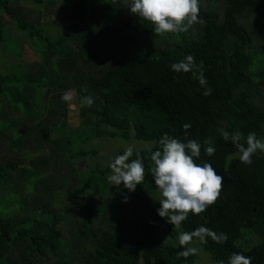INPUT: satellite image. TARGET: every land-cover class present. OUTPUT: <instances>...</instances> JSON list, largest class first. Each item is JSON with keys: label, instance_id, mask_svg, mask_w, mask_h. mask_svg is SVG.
<instances>
[{"label": "trees", "instance_id": "1", "mask_svg": "<svg viewBox=\"0 0 264 264\" xmlns=\"http://www.w3.org/2000/svg\"><path fill=\"white\" fill-rule=\"evenodd\" d=\"M222 1V16L206 10L199 0L198 15L204 23H195L183 33L156 34L150 22L130 13L127 0H61L62 21L69 32L53 38L47 28L20 17L12 8L13 0H0V46L8 47L3 19L8 16L34 43L31 47L42 67L38 80L30 78L28 68L0 75V99L22 114L20 123L5 129L0 103V137L14 153L27 158L26 144L40 145L47 138L49 147L32 160H44L41 168L19 167L18 187L33 196L28 205L33 211H27L25 218L9 212L24 209L20 190L10 193L11 208L0 198V264H195V253L178 255L184 246L177 237L200 225L227 235L222 242L211 237L206 242L193 240L215 264L221 260L227 264L233 252L251 256L252 264H264V152L257 151L250 164L242 163L237 149L220 131L239 129L245 136L255 132L264 137V51L256 52L264 49V0ZM133 28L156 44L134 49L116 42L114 48L108 43L103 50L95 46L97 31L122 39ZM18 50L15 54L21 57L23 46ZM187 54L202 66L211 95L202 94L204 89L192 72L170 69ZM68 89L77 92L79 101L81 127L74 132L65 124L49 125L44 117L48 116L45 110L65 114V102H52L49 109L47 100L52 93L53 100L61 99ZM88 94L94 97L93 105L81 106ZM185 123L191 128L185 130ZM102 126L111 129L107 135L113 138L128 140L134 130L138 140L155 143L150 151L133 152L130 157L135 159L139 153L145 165V180L134 192L121 184L118 194L111 195L109 166L79 168L80 161L98 154L84 148L87 137L79 149L80 137L51 138L62 130L85 135ZM164 133L200 142L198 162H210L224 177L213 205L200 214L189 213L180 231L165 230L171 241L158 234L164 218L157 215V190L149 172L150 154L160 147L157 141ZM206 139L216 149L212 156L204 151ZM16 168L0 164V195ZM253 236L256 244H242L245 237Z\"/></svg>", "mask_w": 264, "mask_h": 264}, {"label": "clouds", "instance_id": "2", "mask_svg": "<svg viewBox=\"0 0 264 264\" xmlns=\"http://www.w3.org/2000/svg\"><path fill=\"white\" fill-rule=\"evenodd\" d=\"M131 14L139 16L150 22L156 34L187 32L195 23H204L199 18V0H130L127 8ZM170 69L175 73L192 72L198 80L203 95L209 96L213 89L208 86L207 77L202 66L198 65L192 54H187L183 59L173 62ZM72 89L66 90L61 99L65 102L73 100ZM81 106H92L94 97L85 95L80 101ZM185 130L191 128L190 123L182 126ZM221 136L225 141H230L237 149L242 163L250 164L252 156L264 152V137H258L255 132L246 136L239 129L229 132L221 129ZM159 148L150 154L153 167L149 169L155 188L159 193L157 215L164 218L165 222L180 228L182 222L188 219L189 213L200 214L207 207L213 205L219 198L223 187L224 177L214 166L208 162H198L201 155V144L195 139L180 140L177 137L164 133L157 141ZM208 146L204 149L208 156L215 154V147L211 140L204 141ZM134 148L127 147L121 154L114 156L109 163L111 173L107 180L115 186L123 184L129 192H134L137 185L145 180L144 161L136 154ZM127 202V198H125ZM211 237L217 242L227 239L226 234H217L212 229L200 225L192 231H181L177 237L183 250L178 255L188 257L197 251L188 246L189 242L198 238L206 242ZM219 264H225L221 260ZM227 264H252V257L240 252H233Z\"/></svg>", "mask_w": 264, "mask_h": 264}, {"label": "rangeland", "instance_id": "3", "mask_svg": "<svg viewBox=\"0 0 264 264\" xmlns=\"http://www.w3.org/2000/svg\"><path fill=\"white\" fill-rule=\"evenodd\" d=\"M61 0H44L45 4L43 6H40L36 3L35 0H13L12 2V8L13 10L22 17L27 23L29 24H38L42 27L47 28L48 34L53 37L57 38L60 36L61 33L64 31H68L67 27L64 26L62 21V11L59 6V2ZM130 0H127V4L129 5ZM203 7L206 10H213L222 16L223 14V1L222 0H202ZM4 21L6 22V28H7V36H8V47L0 46V75H6L11 72H19V71H25L26 68H28L29 76L33 80H38V76L42 72V67L40 64L39 57L35 54L34 50L31 46L34 45L32 41H28L25 39L23 34L20 32V30L17 28V26L11 22L10 17L4 16ZM152 38H149L145 32L141 31L139 28H133L126 33H124V38L118 39L114 36V34H106L103 31H97L94 35L95 40V46L97 45L100 50H103L105 45L108 43V47L114 48L113 45L114 42L123 44L124 47L129 49H134L135 47H140L142 45H148V44H156L151 40ZM23 46V54L21 57L17 56L15 53H17L18 48H22ZM264 51L263 48L259 49L256 52ZM22 66V67H21ZM261 89L264 90V82L261 84ZM34 94V91L31 92V95ZM54 94H50L47 102V106L49 107L50 103L57 102L58 105L64 103L60 98H56L55 100L52 99ZM1 106L3 108V111L5 113L4 118L2 120L3 128L7 129L10 124L17 125L20 123L22 119L21 112L17 110H11L10 107L5 103L3 99H0ZM67 106V111L64 115H58L57 112H51L45 110L48 112V116H44L48 118L49 125L52 124H58L62 125L65 124L68 129L71 131H76V129H79L81 127V120H80V114H79V101L77 97V92L73 91V100L71 102H65ZM50 109V107H49ZM57 111V110H56ZM19 127V125H18ZM18 127H15V130H17ZM20 128H18L19 130ZM111 129L107 126H102L98 129H95L94 132H88L87 134H75V133H66L65 131H61L57 135H51V138L54 139L58 136L62 137V134L69 136L70 139L72 138H79L80 137V143L78 144V148L82 147L81 143L83 141L84 137H87L89 141L86 143L84 148L86 150H97L98 154L96 156H93L90 159H86L84 161H80L78 163V166L82 170L89 169H105L109 166V163L111 162L112 158L118 154H121L127 147L132 146L134 148V152H140V151H150L154 147V142H145L142 140H138L135 137V131L132 130L130 133V137L128 140L122 139L120 137H110L107 135V132H109ZM63 132V133H62ZM8 136H11V131H7ZM82 138V139H81ZM47 138L41 139V143L35 144L32 142V144L25 145L24 152H29V156L23 157L21 153H14L10 147L6 143V141L0 137V164L3 165H16L18 168L10 171V175L8 176V179L5 183V186L3 187V192L0 195V198L6 203V208H11L12 200L10 201V193L12 191L17 192L20 190L18 179L21 178V173L19 170V167H27L30 169H38L41 168L43 165H45L46 162L44 160L33 163L32 160L36 159L37 157L40 158L42 156L43 150H49V147L47 143ZM34 143V144H33ZM37 150V153H36ZM49 167V166H48ZM48 169V168H47ZM52 169L49 167V172ZM25 179V178H24ZM20 194L23 197L24 209L18 210L16 209V212L9 211L15 218H25L26 212L33 211V206H28L31 203H33V196L28 195L27 193H23L20 190ZM118 194V186L112 185L111 187V195L115 196ZM155 199H158L159 193L156 191L155 193ZM9 199V200H8ZM156 199V200H157ZM68 202V201H67ZM55 204L60 206L62 204L61 201H54ZM156 209L160 207L158 201L155 202ZM66 231V227L64 228ZM166 229H176L179 230L180 228H174L173 225L168 224L165 222V219L163 220L162 224L158 228V234L165 240L171 241L172 239L165 234ZM180 231V230H179ZM257 240L253 237H245L242 244L243 245H254L256 244ZM191 247H194L197 249L195 252L196 254V260L195 264H215L213 261L211 255L204 251L200 245L196 241L189 242ZM141 264H144L141 262Z\"/></svg>", "mask_w": 264, "mask_h": 264}]
</instances>
